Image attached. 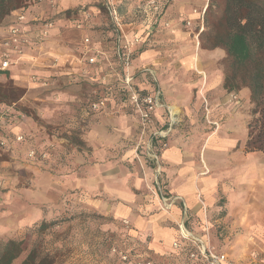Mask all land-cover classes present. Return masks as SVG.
Listing matches in <instances>:
<instances>
[{
	"label": "rangeland",
	"instance_id": "obj_1",
	"mask_svg": "<svg viewBox=\"0 0 264 264\" xmlns=\"http://www.w3.org/2000/svg\"><path fill=\"white\" fill-rule=\"evenodd\" d=\"M146 1L118 2L124 22L130 21L134 17L133 10L136 13V6ZM166 1L163 27L159 23L150 27L151 40L163 29L165 32L171 27L170 20H164V15L172 0ZM32 3L33 0L29 6ZM210 3L211 0H207L202 9L193 11L196 16L200 13L204 23L199 36V20L196 23L192 19L182 21V29L190 33L193 44L186 47L181 56L197 55L200 69L212 68L216 64L226 73V55L204 54L206 50H213L203 46V34L208 30L206 10ZM99 6V15L104 21L97 30H112L109 12L104 5ZM131 6L132 12H129ZM136 14L145 18L142 13ZM61 15L69 20L71 27H74V18L80 17L79 14L75 17ZM58 16L51 19L55 20ZM188 21H191L190 25ZM202 49V54L198 55L196 52ZM179 51L174 41L166 39L160 49L163 55H152L147 61L157 65V57H164L160 61L164 66L159 71L164 72L163 85L170 92L174 85L182 83L184 91L179 97L184 101L196 95V92L189 91L188 84L191 79L194 80L197 70L189 72V65L176 55ZM110 62L111 65L108 62L105 64L98 78L91 66H87L90 75L86 78L80 76L81 70L73 72L70 62L58 63L55 67L46 66L52 75L46 85L34 90L27 86L29 83L9 76L25 92L18 101L11 103L17 112L7 113L6 117L10 125L18 118L30 121L29 134L23 141H18L12 133L0 139V251L10 239L23 242L25 247L12 264H22L31 248L51 253L55 264H130L123 260L122 255L125 254L131 262L149 258L154 264H167L165 256L148 249L151 237L142 235L133 227L132 218L124 216L130 212L144 215L150 210L154 214L162 212L170 217L171 211L162 209L154 193L153 180L149 177V170H154V166L142 153L150 132L142 135L135 112L116 85L121 67L115 56L110 57ZM23 69L28 70V67L23 66ZM61 71L67 74L61 75ZM104 75L107 76L103 82ZM29 80L35 84L39 81L34 76ZM172 94L175 95V91ZM235 95L230 93V102H237ZM98 97L108 99L107 108L97 113L89 112V100ZM219 100L214 99L212 104L217 108H213L210 117L206 101L198 109L199 121L184 118L177 129L186 133L187 140L192 137L193 143H199L200 133L204 135L206 141L203 148L209 147L212 161L227 163L231 167L221 172L223 180L215 189V228L213 232L208 231V240H212L217 249L226 251L237 264H257V258L264 254V154L245 151L253 104L250 97L239 98L240 105L230 107L236 122L229 126L231 142L228 143L224 136H217L224 129L226 119L212 122L215 119L211 115L222 116L225 113L218 108ZM86 113L90 114L86 116ZM100 113L106 115L101 121L99 116L95 117ZM237 117H240L239 121ZM2 140H5L4 144ZM31 146L36 151L35 157L29 155ZM137 148L142 160L136 157ZM233 153H236L239 164L233 165ZM208 172L205 168L199 175ZM95 178L98 180L94 181ZM123 219L130 220L131 224H124ZM44 223L48 227L41 230ZM203 224L206 228L210 227L205 219Z\"/></svg>",
	"mask_w": 264,
	"mask_h": 264
},
{
	"label": "crops",
	"instance_id": "obj_2",
	"mask_svg": "<svg viewBox=\"0 0 264 264\" xmlns=\"http://www.w3.org/2000/svg\"><path fill=\"white\" fill-rule=\"evenodd\" d=\"M115 1L120 2L121 0ZM206 1L207 0H172V3L166 7L164 15V20H170L171 27L165 32V29H163L154 36L153 40L150 39V35H152L150 29H146L143 26L142 18L137 17L134 10L132 12V6L128 10L132 12L135 18L132 16L130 21L125 22L124 26V30L129 38L136 35L142 38L141 43L134 47L135 52L132 61V70L134 73L140 71L148 72L149 74L146 78L140 76V74L138 75L137 82L139 87L146 91H153L155 94L159 95L161 104L156 111L154 123L151 128L153 131L159 129L167 131L165 138L167 146L161 150L160 155L162 159L160 180L163 189L177 198L170 210V217L162 212L154 214V211L150 210L145 211L143 213L144 215L130 212L124 216L132 218L133 227L142 235L151 237L148 249L156 254L165 256L167 264H182L185 260V254L179 253L172 246L173 241L178 236L177 225L172 219L176 221L184 220L186 226L193 234L203 239L204 242H209L215 250L226 253L229 256L223 249H217L212 240H208V231L213 232L215 228L213 218L216 207L215 199L213 198L215 196V189L218 188L220 180H223L220 174L225 170H230L231 167L229 164L227 165V163L217 164L215 161H212L213 158L210 151L208 152L209 147L203 148L206 141L205 137H203L204 135L200 133L198 135L199 143H193L191 141L192 137L187 140L185 138L186 133L184 134L177 129V125L182 123L184 118H186L187 121H199L198 109L202 108L203 102L205 103L206 101L210 117L213 108H217L213 105L214 99H220L218 108H221L225 113L222 116L216 113H214V117L211 115L212 118L215 119V121L212 122L218 123L226 119L223 126L224 129L220 130L217 136H224L226 138L225 140L230 143L231 140L228 131L231 128L229 126L231 123L233 124L236 122L235 117L230 112V110L233 109L230 107H234V105L239 106L241 103L239 98L246 99L250 97V90L248 88H242L241 90L232 92L227 91L224 87L225 72L220 67L216 66V64L212 68L204 70L198 67L196 60L197 55L181 56L184 55L183 52L186 47L192 46L193 44L190 33L184 32L182 29V21L184 19H192L195 23L199 20L200 25L203 24L201 22L200 13L196 16L193 14V11L194 9H202L206 5ZM107 2L108 0H33V3L26 8V20L22 24L23 31L30 36L32 44L29 47H25V56L23 59L15 62V64L11 66L9 76L16 81L29 83L27 86L30 90H34L35 88H41L43 85L42 83L48 82V77L52 75L51 72L46 70V66L55 67L58 63L62 65L66 62H70L74 67L71 70L75 73L79 72L83 66L79 61V56L83 47V39L87 36L92 39V45L95 49L102 50L108 55H114L116 38L113 37L111 33L112 30H97L104 21L102 16L99 15L101 11L99 5H104L108 11ZM66 11H78L79 16L84 19V27L82 29H77L74 25V27H71L69 20L63 18L61 15ZM17 14V12H14L11 16L7 17L3 22V27L0 28V61L1 54L5 49L4 40L8 37L9 29L13 26ZM56 16L58 17L53 20L54 26L49 29V35L39 42L38 40L40 39L45 21L51 18L54 19ZM158 23L163 27V16ZM166 39H171L174 41L175 46L180 48V51L176 55H179V59L183 63L189 65L187 67L189 72L191 73V69L192 71L197 70V75H195L194 80L191 79L188 84L190 88V90H188L191 92L194 91V93L196 92V95L194 94L195 96L189 100L184 99L183 101L182 97H179L180 92L184 91L182 83L174 85L173 90H170V92L166 86L163 85L162 80L164 72L161 73L159 71L160 67L164 66V63L160 62L164 57H157L159 62L157 65L149 64V61H147L152 55H163L160 49L162 41ZM189 41L191 44H188ZM152 46H156L155 49H151L150 47ZM202 52L203 49L201 52L198 51L196 53L199 55L202 54ZM204 54L220 55L222 57L226 55V52L223 49H213L206 50ZM65 56H67V58ZM13 59L16 58L13 57ZM56 60L57 63H55ZM23 66L28 67V70H24ZM104 66L106 67V65H102V67L96 70V78H98L99 74L104 70ZM60 74L64 75L67 73L61 71ZM35 75H37L39 80L36 84L29 80L31 76ZM4 79H6V77L2 76L1 80ZM174 91L175 95L172 94ZM230 93H235L237 95V102H230ZM209 106H211L210 109ZM219 109H217L218 111L214 110V112L216 111L219 113ZM11 112L17 111L12 105H3L2 112H0V129H2L0 131V139L6 138L5 134L7 133H12L15 136L22 135L27 138L26 134H29L28 125L30 121L28 119L22 121L18 118L13 125H10L9 118H7L6 115ZM86 114V116H88L90 113ZM103 114L104 113H100L95 117L99 116L101 121L106 117V115ZM239 118L240 117H237L238 121ZM11 119L12 118H10V120ZM135 120L138 126L139 122L137 116H135ZM220 127L221 126H219V129ZM196 144L199 146L196 147ZM33 148L34 147L31 146L29 150ZM142 153L145 155L148 154L145 146ZM233 154V165H236V163L239 164L236 153ZM202 161L205 163V166H203ZM151 165L154 166L153 164ZM205 168L208 169L209 172L199 175ZM149 177L153 180V183H155V173L152 168L149 170ZM96 180L98 179L95 178L94 181ZM130 195L136 197L134 193ZM204 219L209 223L210 227H208V230H206L203 224ZM124 220L125 219H123V221ZM257 264H264V254L257 258Z\"/></svg>",
	"mask_w": 264,
	"mask_h": 264
},
{
	"label": "built area",
	"instance_id": "obj_3",
	"mask_svg": "<svg viewBox=\"0 0 264 264\" xmlns=\"http://www.w3.org/2000/svg\"><path fill=\"white\" fill-rule=\"evenodd\" d=\"M166 0H148L146 2H140L136 6V13H142L145 15V18H142L143 26L146 29L160 20L163 15L164 8L166 6ZM107 9L111 18V23L113 29L111 31L116 42L114 45V55H108L106 52L95 49L92 45V39L90 37H85L83 39V47L80 52L79 61L83 64L81 68L82 77L86 78L90 75V71L87 66L94 67L96 71L98 68L102 67L108 62V65H111L110 57L115 56L117 58L118 64L121 67V73L117 74L116 85L118 91L121 92L122 97L125 102L131 106L135 112L139 126L142 132V135L150 132L152 130V125L154 123V117L158 107L160 106L159 95L155 94L153 91H146L139 87L137 82L138 75L146 78L148 72L140 71L134 73L132 70V61L134 57V47L141 43L142 38L139 35H136L132 38H129L127 33L124 30L125 22L123 15L119 12L118 1L108 0ZM26 9H21L17 11V16L13 26L9 29V35L4 40L5 49L1 54L0 69L1 70H10L11 66L23 59L25 47H29L32 44L30 36L27 35L22 28V24L26 20ZM74 26L77 29H82L84 27V19L82 17L74 18ZM189 25L191 21L187 22ZM203 23V20H202ZM204 24V23H203ZM200 25L197 36L202 32L204 25ZM54 26L52 20H46L44 23V28L41 31L40 39L41 42L45 37L49 35V29ZM16 54V55H13ZM15 57L16 59H13ZM57 63V60L55 61ZM106 76H103V82L106 80ZM34 79L38 80L36 75ZM45 82L43 85H46ZM236 98V95L234 96ZM108 106V99L106 97H98L90 99L87 105L89 112L97 113L106 109ZM3 105L0 104V112H2ZM167 131L163 129L152 130L150 132V141L146 144V149L148 151L147 159L154 165L155 173V183H153L154 193L158 197L162 209L169 212L172 206L175 204L177 198L169 194L166 190L163 189L162 183L160 180L161 176V150L167 146L165 141ZM16 139L18 141H23L24 137L22 135H17ZM2 144L5 143V140L1 141ZM29 155L35 157V149H31ZM43 156H46L45 153H42ZM136 157L139 160H142L138 148L136 151ZM124 224L129 225V220L125 219ZM178 236L173 241V248L179 253L185 254V260L182 264H237L230 257L223 252L215 250L213 246L208 242H204L203 239L193 234L184 220L176 221ZM208 230V228H206ZM123 260L129 261L130 264H154V262L149 259H139L134 262L130 261L128 255H122Z\"/></svg>",
	"mask_w": 264,
	"mask_h": 264
},
{
	"label": "trees",
	"instance_id": "obj_4",
	"mask_svg": "<svg viewBox=\"0 0 264 264\" xmlns=\"http://www.w3.org/2000/svg\"><path fill=\"white\" fill-rule=\"evenodd\" d=\"M31 0H0V28L14 12L26 9ZM78 11H66L75 17ZM53 21V20H52ZM208 30L206 48L226 52L224 87L227 91L250 90L253 118L248 123L245 151L264 154V0H211L206 10ZM5 76L8 80L1 81ZM9 78V70L0 69V104L11 105L24 94ZM47 223L41 225L46 230ZM23 242L10 239L0 251V264H12L23 251ZM22 264H55L51 253L31 248Z\"/></svg>",
	"mask_w": 264,
	"mask_h": 264
}]
</instances>
